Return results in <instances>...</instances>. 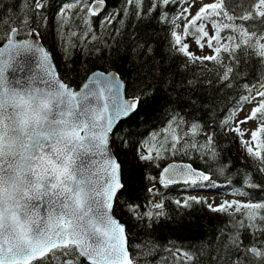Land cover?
Here are the masks:
<instances>
[{"label": "snow or ice", "instance_id": "1", "mask_svg": "<svg viewBox=\"0 0 264 264\" xmlns=\"http://www.w3.org/2000/svg\"><path fill=\"white\" fill-rule=\"evenodd\" d=\"M126 4L134 6L137 17L160 6L181 5L174 16L160 13V18L173 29L170 46L193 62H215L223 68L221 79L228 86L242 49L245 56L251 51L264 64V0H253L249 7L244 6L243 0L233 7L227 0H213L203 4L194 16V0H154L147 12L143 10V0H126ZM104 5L105 0H79L80 10H86L85 38L94 31L91 17L98 16ZM31 6L36 11L45 7L42 0H33ZM76 7L75 3L65 5L60 15L64 17L67 10ZM180 19L185 21L182 33L177 31ZM0 22L7 29L0 41V264H140L138 256L151 255L152 248L130 252L126 225L114 215L125 182L111 143L120 122L136 113L149 99L148 94L126 98L122 94L124 84L116 76L104 73H95L80 88H73L60 78L49 52L39 42V33L27 19L21 18L15 26H9L10 18L0 17ZM112 22L113 18L105 17L101 23ZM189 37L199 49L207 46L213 54L201 57L189 51ZM96 38L93 34L92 39ZM243 87L248 94L239 97L224 124L228 131L237 134L247 153L258 161V170L264 173V154L243 140L246 133L240 127L251 120L260 121L251 134L253 143L258 133H264V76ZM257 98V106L233 127L232 121L243 104ZM179 128L180 122H174L162 136L154 133V142H146V154L140 153L139 158L155 162L165 159L166 154H187L189 149L216 158L213 134L205 133L199 121L192 122L187 132ZM199 135H204L205 144L187 139ZM262 147L264 143L257 145ZM244 175L249 187H259L248 174ZM150 179L164 188L200 182L215 186L210 172L183 163H170ZM155 190L153 183L148 191ZM190 201L206 203L195 196L175 203L187 208ZM208 207L218 212L235 207L231 214L241 215L234 225L237 231L228 236L224 245L225 255H234L230 264H264V240L254 231L259 228L264 234V227L257 224H264V202L233 200ZM134 208L139 206H129L130 210ZM242 208L246 211L241 212ZM151 209L160 211L154 213ZM165 215L160 202L150 205L143 216L137 213V218L146 216L150 226L154 217ZM245 228L252 237L247 244L240 231ZM177 252L188 264H196L195 252Z\"/></svg>", "mask_w": 264, "mask_h": 264}, {"label": "trees", "instance_id": "2", "mask_svg": "<svg viewBox=\"0 0 264 264\" xmlns=\"http://www.w3.org/2000/svg\"><path fill=\"white\" fill-rule=\"evenodd\" d=\"M42 2L45 7L36 11L31 6L33 0H0V17L10 18L9 26H15L21 18L30 22L39 32L45 48L53 54L62 80H67L73 88L78 89L96 71L117 72L125 82L127 97L145 93L149 96L135 114L120 123L117 136L112 139L113 150L122 168V180L125 182L114 215L126 225L130 252L135 254L152 248L151 255L138 256L140 264H188L177 252L178 249L195 252L196 264H225V260H229L230 264L234 255H225L224 245L235 224L229 216L231 213L228 210H210L207 200L192 194L194 191L191 189L186 190L189 192L186 199L195 196L206 203L190 201L187 208L177 205L173 199L182 197L181 187L171 185L164 188L150 178L158 176L163 167L170 163H189L213 176L215 186L202 189L200 193L210 191L231 200L264 202V173L258 170V161L247 153L237 134L228 131L224 124V120L236 108L239 97L248 94L243 85L255 83L258 77L264 76V64L251 51L245 56L242 49L238 53L240 62L234 66L231 86H228L221 79L223 68L215 62H193L173 50L170 46L172 26L160 18V13L167 12L170 17L174 16L181 7L177 4L167 8L160 6L156 11L137 17L134 6L127 5L126 0H105L106 14L117 15L112 23L106 25L99 23L102 18H91L97 35L102 37L101 42L68 48L61 39L64 27L58 21L57 11L63 3H75L77 7L73 8L72 13L76 17L81 16V21L86 10H80L79 0ZM153 2L143 0L144 12ZM227 2L229 7H233L240 0ZM252 2L243 0L245 7H249ZM181 22L185 21L178 20L179 26ZM6 31L0 22V41ZM254 94L255 91L252 92ZM194 121L203 125L205 133L213 134L216 158L204 156L196 149L187 150V154H166L165 159L155 162L139 158L142 145L153 141L154 133L162 136L164 129L174 122H180L179 131L187 132ZM187 139L200 145L206 143L204 135L189 136ZM257 141L258 144L264 143V133H258ZM258 150L264 154V147ZM221 168L224 169L223 173L220 172ZM244 174H248L259 187H249ZM153 183L156 190L149 192ZM240 192L246 195H239ZM153 194L163 197L167 215L158 219L154 217L149 226L148 219L139 220L132 212L137 210L143 214L149 210ZM130 205H138L139 208L130 210ZM261 214H264V210H261ZM239 217L236 216L235 220ZM258 226L264 227V224L258 221ZM240 231L247 244L252 238L248 229ZM254 231L260 240H264V234H261L259 228Z\"/></svg>", "mask_w": 264, "mask_h": 264}, {"label": "rangeland", "instance_id": "3", "mask_svg": "<svg viewBox=\"0 0 264 264\" xmlns=\"http://www.w3.org/2000/svg\"><path fill=\"white\" fill-rule=\"evenodd\" d=\"M212 1L213 0H194V3H195V6L194 7H192L191 8V13H192V15L194 16L195 14H196V12H197V10L203 5V4H208V3H212ZM185 7H187V4H186V6ZM64 9V8H63ZM62 9V10H63ZM61 9L59 10V12H58V19L62 22V24H63V27H64V30H63V32H62V35H61V39L63 40V42H64V44H65V46H67V47H69V48H71V46L72 45H74V47H76V46H79V47H86V46H90V45H95L96 43H100L101 42V40H102V37H98V36H96L95 35V30L93 31V32H90V33H88V36H87V38H85V32H86V26H85V30L84 29H80L81 27H83L84 26V23H81V24H74L73 26H72V18H71V10L72 9H70V10H67L66 12H65V15H64V17H62L61 15H60V13H61V11H62ZM105 17H110V18H113V20H114V18H116V15L115 14H113V15H110V16H108V15H106ZM104 17V18H105ZM191 17H189V19H190ZM58 20V21H59ZM104 20V19H103ZM103 20H100V24H101V22L103 21ZM184 23L185 22H181V24H180V27H179V29H178V31L180 32L182 29H183V25H184ZM105 24H107V23H105ZM67 27H70L69 29H67ZM208 30L211 32L212 31V29H211V26H209V28H208ZM84 32L83 34H81V32ZM95 35L97 38L96 39H92V35ZM187 43L190 45V51L191 52H193V53H195V55H197V56H207V55H212L213 54V52H212V50H210L207 46H205L204 47V49L203 50H201V49H199L198 47H197V45H196V43L192 40V39H189L188 38V40H187ZM206 62V61H205ZM255 95V94H254ZM253 95V96H254ZM258 102H259V98H257L256 100H253L251 103H248L247 105H246V107H244L243 109H242V111H240L236 116H235V119L233 120V126L235 127V124H236V122L237 121H239V120H242L246 115H248L250 112H251V110L255 107V106H257V104H258ZM258 122L256 121V120H251V121H249L247 124H241L240 125V127H241V129L242 130H244L245 131V135H244V139H245V141H249L250 143H249V146H251V147H253L254 149H256V150H258V148H257V145H258V141H256L255 143H253V142H251V134H252V132L253 131H255V130H257V126H258ZM154 142V141H153ZM146 146V145H145ZM143 152H144V154H146V151H145V148L143 149ZM213 186V184H211V183H208V182H204V183H199V184H197V185H195V186H192L193 187V189H191V190H193L194 192V194H196V196H202L203 198H206V200H207V202H208V204H211L213 207H216V206H218V205H221V204H223L225 201H233V200H231V199H229L228 197H224V196H219V195H217V194H214V193H209V192H207V193H198V192H200L202 189H205V188H211ZM202 194V195H201ZM187 194H183L182 196L183 197H181L180 198V200L181 201H184L185 199H186V196ZM238 201H240L241 203H247V201H245V200H238ZM161 202V199L160 198H154V200L152 201V203L150 204V205H152V204H155V203H160ZM154 213H156V212H159L160 210L159 209H151ZM228 211L230 212V213H235V207H232V208H230V209H228ZM244 211H246L245 209H241V212H244ZM137 213H139V212H137L136 210L134 211V212H132V214H133V216L135 217V218H137ZM140 214V213H139ZM144 214V213H143ZM143 214H140L141 216H143ZM238 215H240L239 213H236L235 215H232V214H230L229 216L230 217H232L233 218V220H234V222H236V216H238ZM139 220L141 219V218H138ZM142 219H148L146 216H144ZM239 219H241V215H240V217L237 219V220H239ZM233 222V223H234ZM229 223V222H228ZM245 223L247 224V221H245ZM257 224H258V221H257ZM234 225L235 224H233V230H232V234H234L236 231H237V228L236 227H234Z\"/></svg>", "mask_w": 264, "mask_h": 264}, {"label": "water", "instance_id": "4", "mask_svg": "<svg viewBox=\"0 0 264 264\" xmlns=\"http://www.w3.org/2000/svg\"><path fill=\"white\" fill-rule=\"evenodd\" d=\"M106 3H105V5H104V7H103V10L100 12V14H102L105 10H106ZM37 32V31H36ZM38 33V32H37ZM39 42H40V44L45 48V46H44V44H43V42H42V40H41V37H40V34H39ZM45 50L46 51H48L46 48H45ZM49 52V51H48ZM49 54H50V56H51V59H52V63H53V66H54V68L57 70V67H56V64H55V62H54V58H53V54L51 53V52H49ZM57 72H58V70H57ZM59 73V72H58ZM95 73H104L105 75H109V74H111V75H113V76H116L123 84H124V87H123V89H122V94L127 98V96H126V91H125V89H126V85H125V82L121 79V76L117 73V72H110V73H105V72H103V71H96V72H94V73H92L89 77H88V79L90 78V77H92ZM11 75V74H10ZM19 76H21V77H23V73H19L18 74ZM60 76V75H59ZM88 79H87V81H88ZM86 81V82H87ZM135 114V113H134ZM131 117V116H130ZM129 117V118H130ZM128 119V118H127ZM127 119H125V120H127ZM125 120H122L121 122H123V121H125ZM120 122V123H121ZM111 149H112V152L114 153V151H113V148H112V144H111ZM116 156V155H115ZM117 158V157H116ZM118 159V158H117ZM119 161V160H118ZM183 164H189V163H183ZM194 168V167H193ZM121 178H122V168H121ZM200 183H202V182H200ZM173 185H177V186H192V185H185V184H182V183H178V184H173ZM116 217V216H115ZM126 232H127V230H126ZM127 239H128V235H127ZM128 246H129V242H128ZM130 251V250H129Z\"/></svg>", "mask_w": 264, "mask_h": 264}]
</instances>
